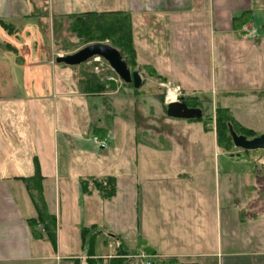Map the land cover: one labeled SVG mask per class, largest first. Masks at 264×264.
<instances>
[{"label":"rangeland","instance_id":"obj_1","mask_svg":"<svg viewBox=\"0 0 264 264\" xmlns=\"http://www.w3.org/2000/svg\"><path fill=\"white\" fill-rule=\"evenodd\" d=\"M32 1L36 3L39 15L45 17L43 21L31 19L33 22L26 23V29H23V23H6V31L20 32V39L26 36L22 30L35 36L32 47L43 48V51L32 55V63L44 59L50 67L55 64L66 67V78L70 80L65 84L66 92L86 95L62 98L56 95L61 93L63 86L55 85L49 103L45 99L39 104L40 110L60 114L59 121L67 110L69 126L77 129L85 141L89 139V143L80 141L89 148H84V152L81 148L72 154L67 152V160L88 162L96 167L98 176L116 178L115 197L110 201L97 199V205L90 209L77 205V198L81 203L85 200L70 183L68 193L59 192L63 202L61 212L65 210V226L59 242L62 252L72 250L86 256L88 246L84 244L81 249L77 240L79 221L96 223L86 227L93 226L91 234L99 232L92 247L100 254L113 251V244H104L108 237L114 239L109 233L120 234L127 247H134L145 239V222L148 223L156 212L155 198L160 200L161 194L170 192L174 196L184 193L186 200V190L192 186L185 182L162 183V179L157 182L161 173L170 175L174 172L200 178L202 182L198 180V187H206L213 195L222 218L234 213L236 216L239 211L246 212L250 202L260 203L264 208V150L242 151L233 146L229 152L238 151L241 155L230 156L220 150L218 155L212 148L213 135L216 136L219 130L218 110L229 116L240 130L251 131V136L264 134V0H252L251 20L244 17L237 23L232 22L225 30L229 32L224 39L213 36L216 27L208 23L206 9L202 10L207 0H195L198 6H194L192 18L187 22L170 19L160 22L128 14L132 50L123 57L130 71L139 72L143 80L139 89L122 82L110 67L102 65L104 60L95 62L91 58L74 66L57 64L56 56L74 53L88 44L71 31L73 14L54 17L42 6L44 0ZM12 50L9 45L0 46V63L11 69L3 70L2 74L16 77L14 84L5 82L6 77H2L0 91L3 94L13 92L21 103L26 88L21 81V71L14 70L19 58H15ZM60 78L59 69L55 73L51 69L50 82L53 80L56 84ZM171 87L181 90L180 97L187 106L201 109L206 124L166 116L165 96ZM13 102L16 101H0V113L6 114L13 109L16 112ZM96 126L99 128L94 130ZM110 130H113L112 138L106 134ZM93 131L99 139H106L103 141L106 148L97 152L92 150ZM170 144L177 147V155L170 152ZM181 148H184L182 152L179 151ZM106 178L92 177L85 187L90 192H98L99 181ZM8 184L16 205L21 207L16 189L18 183L10 178ZM247 226L240 227L243 236L247 235ZM249 230L255 240L254 246L264 242V217ZM146 233L149 234L148 241L154 242L155 236L151 233L156 232L149 230Z\"/></svg>","mask_w":264,"mask_h":264},{"label":"crops","instance_id":"obj_2","mask_svg":"<svg viewBox=\"0 0 264 264\" xmlns=\"http://www.w3.org/2000/svg\"><path fill=\"white\" fill-rule=\"evenodd\" d=\"M194 2L195 0H44L42 6L54 17L83 12L121 11L131 16L138 15L160 22L167 21L166 19L187 22L192 18L194 6H198ZM204 8L208 23L216 27L213 36L224 39L229 32L225 30L239 13L249 11V21L251 20L252 0H207L205 7L202 5V10ZM44 18L43 15H39L36 3L32 0H0V46L5 44L13 48L11 52L15 53L16 59L19 58V61L14 64V70L21 71V81L26 88L24 101L21 103H18L20 99L16 98L13 92L3 94L0 91V101H16L13 102L16 105L13 108L17 110L15 112L13 109L6 114L0 113V264H77L73 259L84 260L86 256L77 255L72 250L62 252L60 249V233L65 226L63 218L65 210L61 212L63 202L61 203L59 192L66 193L67 187L70 190L73 185L85 200L81 203L80 198H77V205L89 209L97 205V199L110 201L101 199L98 192L91 191L89 194L81 192L79 182L82 179L112 175L98 176L95 172L96 167H92L90 163L66 159L67 152L72 154L80 148L84 152V148L88 147L86 143H80L85 138H81L79 131L69 126L67 110L61 114V121H59L60 114L54 112L50 114L48 109L40 110L39 104L45 99L49 103L50 92L55 85L63 86L61 93L56 95L62 98H81L85 94L66 92L65 84L70 82L66 78V72H68L66 67H56V64L50 67L44 59L32 63V55L43 51V48L32 47V38L35 36L32 37L28 31L22 30L21 33L25 32L26 36L20 39V32H8L2 26V23H23V29H26L25 24L33 22L31 19L40 22ZM51 69L53 73L59 69L61 78L56 84L53 80H51L52 83L50 82ZM3 70L11 69L0 63V81L2 77H6L5 82L14 84L16 77L9 73L8 77L4 76ZM32 92H34L33 96L30 95ZM98 128L99 126H96L94 130ZM92 133L95 136V131ZM106 134L112 138L113 130ZM213 138L212 148L219 155L218 150L224 151L218 147L215 135ZM101 140L106 141L102 138ZM85 142L89 143V139ZM90 144L94 152L100 150L92 139ZM191 145L193 148L196 147L194 144ZM175 148L177 147L170 144L171 153L176 154ZM184 148L179 151L182 152ZM163 150L167 151L165 148ZM226 153L234 156L238 151ZM190 166H194L192 160ZM8 168L11 171H8ZM37 172L42 177V196L46 209L56 218L55 246L44 238L32 237L26 224V220L34 217L36 211L21 178L34 176ZM10 178L18 183L16 189L21 207L16 205L10 190L8 184ZM161 179L162 183L185 182L192 186L186 190V200L183 198L184 193H181L182 196H174L170 192L161 194L160 200L155 198L157 206L153 214L154 220L152 218L147 220L148 223L145 222L146 232L149 230L156 232L151 233L155 236L154 242L151 239L148 241L149 234L146 232L143 233L145 239L134 247H127L120 234L121 241L108 237L104 244L109 246L113 244V251L100 254L91 247L90 254H93L91 255L93 259L102 258L101 264H113L110 259L115 258L116 247L120 245L118 250L124 249L136 253L131 257L129 255L121 257L130 258L131 264H146V262L151 264H264V242L254 246L253 234L249 232L250 227L257 226V220L264 217V208H261L260 203L251 204L250 202L246 205V212L239 211L236 212V216L234 213L222 218L213 195L206 190V187H198V184L202 182L200 178L170 172V175L161 173L157 182ZM68 183L71 185L68 186ZM95 224L92 220L79 221L77 240L81 249L84 246L81 228ZM243 225H248L246 236L240 233V227ZM145 247L151 248L153 253L147 254ZM154 259L156 262H153Z\"/></svg>","mask_w":264,"mask_h":264},{"label":"trees","instance_id":"obj_3","mask_svg":"<svg viewBox=\"0 0 264 264\" xmlns=\"http://www.w3.org/2000/svg\"><path fill=\"white\" fill-rule=\"evenodd\" d=\"M250 12H241V16L233 19L234 23H237L238 19H248ZM70 29L84 44H90L95 42H105L114 48H116L122 57L124 54L130 53L132 50L131 46V26L129 15L121 11H110V12H83L78 14H73L70 17ZM243 22V21H242ZM3 28L6 30L8 27L6 24L2 23ZM124 59V57H123ZM126 62V61H125ZM128 64V62H127ZM129 65V64H128ZM127 65V66H128ZM130 85L132 88V84ZM134 89V88H133ZM139 89V88H138ZM189 121H200L203 124L207 123V120L194 119ZM219 122V130L216 132V143L218 147L229 152L233 148V143L231 137L228 133V124H231L233 130L237 134H243L246 138L251 136V131H246L243 128L240 130L236 124L232 121L229 116L223 114L222 110L217 112V123ZM207 131L208 129H204ZM29 197L33 206L35 207L36 215L32 218L26 220L27 227L32 235L36 239H46L52 246L56 245V218L53 214H50L45 206L44 199L42 196V177L39 172L35 173L31 177H22ZM90 179H82L80 181V187L83 194H89L90 191L86 189V181ZM98 194L103 200H110L116 194V182L113 176H108L106 179L99 181L98 183ZM95 226V225H93ZM91 226V227H93ZM91 227L81 228V237L83 244L88 246V251L86 253V258L83 259H73L77 264H101L103 262L102 258L93 259L90 254V249L92 247V242L94 237L99 233L91 234ZM114 239L120 240L121 236L119 234H110ZM120 246V245H119ZM119 246L116 247L114 253L115 258L110 259L113 264H131L130 258H121L126 255L131 257L135 255L134 251L118 250ZM144 250L147 254H152L153 250L149 247H145ZM132 252V253H131Z\"/></svg>","mask_w":264,"mask_h":264},{"label":"water","instance_id":"obj_4","mask_svg":"<svg viewBox=\"0 0 264 264\" xmlns=\"http://www.w3.org/2000/svg\"><path fill=\"white\" fill-rule=\"evenodd\" d=\"M93 57L102 58L122 82L132 84L134 89H138L143 83L139 72L130 71L120 52L105 42L90 43L74 53L58 55L55 57V62L74 66L83 64ZM166 116L174 119L194 120L202 117V111L200 108L187 106L181 98L166 104ZM228 133L233 146L237 149L242 151L264 150V134L248 139L244 135L237 134L231 124H228ZM237 155L240 154L237 153Z\"/></svg>","mask_w":264,"mask_h":264},{"label":"built area","instance_id":"obj_5","mask_svg":"<svg viewBox=\"0 0 264 264\" xmlns=\"http://www.w3.org/2000/svg\"><path fill=\"white\" fill-rule=\"evenodd\" d=\"M93 59V58H92ZM102 59L100 57H94V61L95 62H99L101 61ZM103 61V60H102ZM103 64H106L107 67H109L107 65V63H105L103 61L102 65ZM96 69H98V67H96ZM111 78V77H110ZM181 90L178 88V87H171L168 89L167 93H166V96H165V102L168 103L170 101H178L181 99ZM92 141L100 148V149H103L105 147V143L99 139V137L97 136H93L92 137ZM146 264H151L150 262H146Z\"/></svg>","mask_w":264,"mask_h":264}]
</instances>
